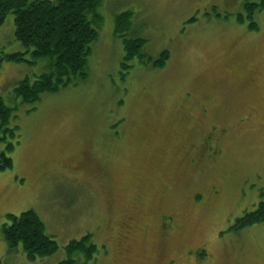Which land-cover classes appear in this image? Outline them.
<instances>
[{
    "label": "rangeland",
    "instance_id": "374dc122",
    "mask_svg": "<svg viewBox=\"0 0 264 264\" xmlns=\"http://www.w3.org/2000/svg\"><path fill=\"white\" fill-rule=\"evenodd\" d=\"M242 4L101 0L86 80L33 111L13 89L47 61L24 53L5 18L0 53L24 61H0V97L17 107L12 166L0 170V264H59L86 235L96 253L75 264H264V223L231 230L264 193V9L249 31L236 21ZM123 12L130 27L114 35ZM132 37L142 58L123 68ZM28 210L57 245L34 261L2 237L5 216Z\"/></svg>",
    "mask_w": 264,
    "mask_h": 264
},
{
    "label": "trees",
    "instance_id": "16d2710c",
    "mask_svg": "<svg viewBox=\"0 0 264 264\" xmlns=\"http://www.w3.org/2000/svg\"><path fill=\"white\" fill-rule=\"evenodd\" d=\"M101 0H0V26L5 18L13 16V35L34 62L45 59L48 72H44L33 81L28 78L20 81L13 89L14 100L21 105H30V111L45 93H55L61 88L87 78V59L91 53V45L97 39L94 25L101 19L96 10ZM264 9V0H243L242 13L236 17L237 23L248 21L247 29L255 31L253 17ZM130 12H123L115 19V34H122L130 27ZM190 21H193L191 19ZM124 51L123 63L134 58H142L141 50L144 40L140 37L122 38ZM24 53L3 55L0 61L23 62ZM169 54L162 52L152 62L154 69H162ZM17 107L6 105L0 97V170L9 169L12 161L9 155L14 150L11 141L16 137V129L9 128V121ZM6 223L2 226V237L9 250L18 246L29 261L42 259L57 250L56 243L46 234L45 226L37 214L28 210L18 216L7 214ZM264 223V193L260 192V200L251 212H244L236 219L231 230L239 232L254 224ZM67 260L59 264H75L72 256L82 254L86 261L96 253L91 243V236L86 235L79 241H72L66 247ZM201 256L205 257L204 251ZM170 264V263H167Z\"/></svg>",
    "mask_w": 264,
    "mask_h": 264
}]
</instances>
